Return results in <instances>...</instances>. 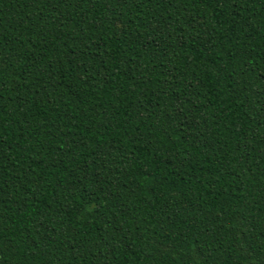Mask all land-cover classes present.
Segmentation results:
<instances>
[{"label": "trees", "instance_id": "16d2710c", "mask_svg": "<svg viewBox=\"0 0 264 264\" xmlns=\"http://www.w3.org/2000/svg\"><path fill=\"white\" fill-rule=\"evenodd\" d=\"M0 264H264V0H0Z\"/></svg>", "mask_w": 264, "mask_h": 264}]
</instances>
